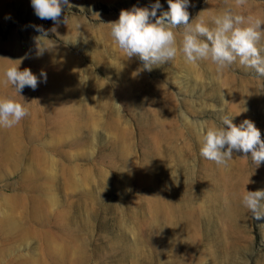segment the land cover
Instances as JSON below:
<instances>
[{"label": "rangeland", "instance_id": "374dc122", "mask_svg": "<svg viewBox=\"0 0 264 264\" xmlns=\"http://www.w3.org/2000/svg\"><path fill=\"white\" fill-rule=\"evenodd\" d=\"M155 2L69 0L54 23L31 0H0V99L29 110L0 127V264H264V219L241 204L264 190V162L199 154L201 124L225 114L264 141V78L238 62L217 72L182 56L151 71L127 61L107 24ZM190 4V22L210 28L228 6L264 19V0ZM37 27L57 45L39 57ZM21 58L40 82L17 94L4 71Z\"/></svg>", "mask_w": 264, "mask_h": 264}, {"label": "clouds", "instance_id": "9594fccd", "mask_svg": "<svg viewBox=\"0 0 264 264\" xmlns=\"http://www.w3.org/2000/svg\"><path fill=\"white\" fill-rule=\"evenodd\" d=\"M225 3L228 4V0ZM234 3L237 7H243L248 0H234ZM167 4L168 10L160 11L159 16L158 10L163 6L160 0H156L150 6L151 10H122L118 21L107 24L111 27L113 43L127 61L138 58L143 62L141 70L151 71L154 67L170 64L178 56H182L190 64L210 60L216 65L217 72L230 69L238 62L242 67L254 70L258 79L264 78V45H261V41H264V30H261L264 19L245 17L228 6L221 15L213 17L214 27L210 28L202 20L190 22V0H167ZM31 6L38 18L59 23L63 8L70 9L73 5L69 0H31ZM67 20L68 17H65L64 22L67 23ZM181 28L183 39L178 41L177 32ZM36 30L41 33L34 38L39 57L45 51L54 50L57 45L47 38V31L41 27ZM50 31L55 32L56 29L52 28ZM84 39L87 42V38ZM76 42L77 38L67 43ZM23 59L12 62L17 66L4 71V83L12 85L17 94L26 86L35 90L40 82L30 69L19 70ZM40 76L46 79L43 71ZM28 115L29 110L21 103L12 99H0V127H15ZM200 137V156L217 166L228 167L234 152H242L246 160L250 153L251 160L257 167L264 162V141L261 140L260 131L250 120L246 119L237 126L233 123V117L225 114L219 125L209 127L201 124ZM241 204L252 213L254 219H264V190H245Z\"/></svg>", "mask_w": 264, "mask_h": 264}]
</instances>
